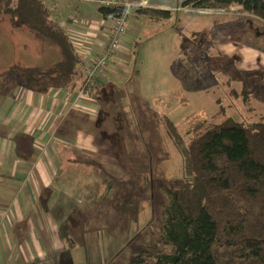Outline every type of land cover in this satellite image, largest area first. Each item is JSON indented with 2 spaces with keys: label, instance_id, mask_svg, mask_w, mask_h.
<instances>
[{
  "label": "rangeland",
  "instance_id": "374dc122",
  "mask_svg": "<svg viewBox=\"0 0 264 264\" xmlns=\"http://www.w3.org/2000/svg\"><path fill=\"white\" fill-rule=\"evenodd\" d=\"M111 1L99 3L109 5ZM147 1L162 4L155 6L170 13L152 15L161 17L151 22L149 15L139 14L134 21L130 16L120 48L102 73L93 77L100 85L99 89L94 86L96 96L84 89L86 94L67 91L66 99L77 107L78 115H70L77 125H69L60 148L72 156L55 155L53 160L60 163V175L78 159L73 154L81 155L79 162L83 163V170L75 173L82 181V196L68 203L73 212L68 224L80 232L79 251L70 252L75 264H128L139 248L157 240L168 203L166 191L178 187L183 168L170 135L171 122L186 142L195 118L217 121L229 114L237 120H257L243 105L242 76L250 90H258L252 98L256 108L264 103V64L255 58L257 47H264V21L251 20L254 28L249 20L245 25L221 26L222 21L244 17L242 7ZM55 2L46 0L54 17ZM112 23L100 28L88 21L84 30L78 28L79 35L69 33L76 47L94 59L103 52ZM25 31L24 26L15 27L7 13L0 14V70L20 55L28 65L56 58L54 49L32 58L31 44L40 52L39 44ZM23 44H28L23 49L29 51L19 52ZM83 113L87 119L81 117ZM55 131L54 127V145L59 141Z\"/></svg>",
  "mask_w": 264,
  "mask_h": 264
},
{
  "label": "trees",
  "instance_id": "16d2710c",
  "mask_svg": "<svg viewBox=\"0 0 264 264\" xmlns=\"http://www.w3.org/2000/svg\"><path fill=\"white\" fill-rule=\"evenodd\" d=\"M129 1L138 14L149 15L150 22L161 17L152 15L170 13L138 7L141 0ZM201 1L185 0L183 5H239L250 16L222 21L221 26L245 25L249 20L254 28L251 20L264 21V0ZM99 11L116 17L121 6L102 5ZM2 13L15 27L24 26L42 51L53 48L57 57L33 66L11 64L0 71V92L22 86L44 94L77 83L78 90L93 95L94 86L100 88L95 82L87 89L81 53L46 0H0ZM241 81L243 105L257 120H237L229 114L217 121L195 118L186 142L169 124L181 154L182 175L178 187L166 191L159 237L139 248L128 264H264V103L257 109L252 101L257 88L250 90L243 76Z\"/></svg>",
  "mask_w": 264,
  "mask_h": 264
},
{
  "label": "crops",
  "instance_id": "0c3cea01",
  "mask_svg": "<svg viewBox=\"0 0 264 264\" xmlns=\"http://www.w3.org/2000/svg\"><path fill=\"white\" fill-rule=\"evenodd\" d=\"M102 1L108 0H56L55 17L68 33L72 30L76 35L78 28L84 30L88 21L91 26L96 23L100 28L103 24L107 27L112 18L99 11ZM155 5L162 4L147 0L139 3L146 8H156ZM141 15L133 8L129 18L134 21ZM25 33L34 39L28 31ZM23 47L28 44H23L19 52L29 51ZM263 48L257 47L255 53L261 64H264ZM52 49L37 52L31 44L30 56L33 58L37 53L45 56ZM14 63L33 66L26 64L22 55ZM70 89L78 91L77 83L44 94L22 86L0 92V264H75L70 252L79 251L76 245L80 243V232L68 224L73 217L68 203L79 194L82 196V181L75 173L83 170V163L79 162L81 155L73 154L78 159L70 162L71 166H66L60 175V163L53 160L55 155L72 156L60 148L69 134V125H77L72 121L76 118L70 116L78 115L74 110L77 107L71 103L72 99H66ZM81 117L87 119L86 113ZM92 123L95 125L94 120ZM53 126L57 132L54 138L59 140L57 146L51 142ZM55 146L58 149L52 151ZM75 187L77 190L72 192Z\"/></svg>",
  "mask_w": 264,
  "mask_h": 264
},
{
  "label": "built area",
  "instance_id": "2783aa9c",
  "mask_svg": "<svg viewBox=\"0 0 264 264\" xmlns=\"http://www.w3.org/2000/svg\"><path fill=\"white\" fill-rule=\"evenodd\" d=\"M110 4L120 5L121 14L116 17H111L113 27L110 30V36L108 37V42L103 52L99 53L94 59H91L88 56V53H84L83 50H80L76 47V49L81 53V60L87 73V89H89L96 82L93 80V77L96 74L102 73V69L106 67L107 63H109L112 55H114V52L120 48L123 38L128 29V18L130 14L129 12L134 8V5L129 0H112ZM81 92L86 94L85 91Z\"/></svg>",
  "mask_w": 264,
  "mask_h": 264
}]
</instances>
